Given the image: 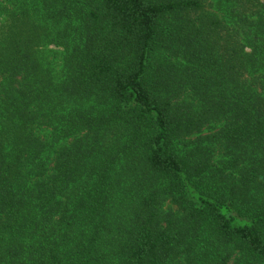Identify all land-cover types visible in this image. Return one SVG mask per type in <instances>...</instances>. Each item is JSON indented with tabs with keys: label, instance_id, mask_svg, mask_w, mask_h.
Masks as SVG:
<instances>
[{
	"label": "trees",
	"instance_id": "1",
	"mask_svg": "<svg viewBox=\"0 0 264 264\" xmlns=\"http://www.w3.org/2000/svg\"><path fill=\"white\" fill-rule=\"evenodd\" d=\"M0 264H264V0H0Z\"/></svg>",
	"mask_w": 264,
	"mask_h": 264
},
{
	"label": "rangeland",
	"instance_id": "2",
	"mask_svg": "<svg viewBox=\"0 0 264 264\" xmlns=\"http://www.w3.org/2000/svg\"><path fill=\"white\" fill-rule=\"evenodd\" d=\"M49 50H55L56 51V48L54 49L52 46L48 47Z\"/></svg>",
	"mask_w": 264,
	"mask_h": 264
}]
</instances>
